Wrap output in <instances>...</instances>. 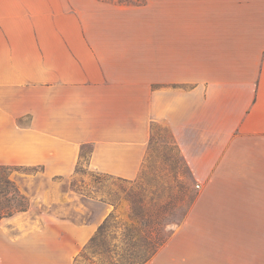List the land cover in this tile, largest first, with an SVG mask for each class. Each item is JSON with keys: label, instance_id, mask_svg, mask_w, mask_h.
<instances>
[{"label": "crops", "instance_id": "1", "mask_svg": "<svg viewBox=\"0 0 264 264\" xmlns=\"http://www.w3.org/2000/svg\"><path fill=\"white\" fill-rule=\"evenodd\" d=\"M102 7L0 0V165L70 177L89 147L91 169L134 180L163 124L200 186L149 264H264V0H165L142 42L93 24ZM32 193L0 219V264H74L117 212Z\"/></svg>", "mask_w": 264, "mask_h": 264}, {"label": "rangeland", "instance_id": "2", "mask_svg": "<svg viewBox=\"0 0 264 264\" xmlns=\"http://www.w3.org/2000/svg\"><path fill=\"white\" fill-rule=\"evenodd\" d=\"M98 1L103 9L93 12L92 23L116 24L120 28L117 35L125 41H147L153 35L152 27L162 31L165 0H144L142 4ZM88 151L89 147L75 175L70 177L48 178L36 166L13 167L0 172V179L12 181L18 188L9 186L5 197L14 206L28 207L31 192L46 199L52 197L56 209L76 219L92 217L82 210L85 205L97 212L107 204L115 206V220L110 222L112 225L105 236L110 251L99 256L94 253L95 248L88 249L80 264L121 259L126 252L124 241L130 236L134 239L149 236L153 241L149 253L152 257L178 229L196 196L197 184L173 134L165 125L154 124L147 159L141 175L134 180L91 169L86 157ZM2 199L0 190V201Z\"/></svg>", "mask_w": 264, "mask_h": 264}, {"label": "trees", "instance_id": "3", "mask_svg": "<svg viewBox=\"0 0 264 264\" xmlns=\"http://www.w3.org/2000/svg\"><path fill=\"white\" fill-rule=\"evenodd\" d=\"M122 3L127 4H142L144 0H118ZM9 168H13L12 166L7 165H0V172L7 170ZM0 190L3 193V199L0 201V219L6 216H11L17 212L24 211L28 209V206L20 205H13L11 204L7 198L5 197L7 188L9 186L14 187L16 190L18 189L17 186L8 179H0ZM116 212H111L104 221L98 226V229L91 237L87 245L84 249L75 257L74 264H80L83 258H86L88 249L95 248L94 253L96 255L104 256L107 252H109L108 245L105 240V236L112 225L110 222L115 220ZM126 245V252L125 255L118 260H109L104 261L100 260L95 262V264H149V261L153 258L150 257L149 253L153 248V241L150 239L149 236L140 237L138 239H134L132 236L128 237L124 241ZM156 254V253H155Z\"/></svg>", "mask_w": 264, "mask_h": 264}, {"label": "built area", "instance_id": "4", "mask_svg": "<svg viewBox=\"0 0 264 264\" xmlns=\"http://www.w3.org/2000/svg\"><path fill=\"white\" fill-rule=\"evenodd\" d=\"M200 185L199 184H197V187H199Z\"/></svg>", "mask_w": 264, "mask_h": 264}]
</instances>
